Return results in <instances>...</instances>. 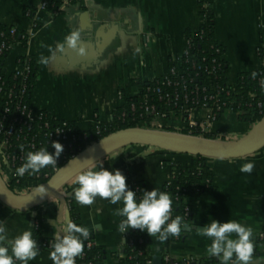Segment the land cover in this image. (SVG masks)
<instances>
[{
	"label": "crops",
	"instance_id": "crops-1",
	"mask_svg": "<svg viewBox=\"0 0 264 264\" xmlns=\"http://www.w3.org/2000/svg\"><path fill=\"white\" fill-rule=\"evenodd\" d=\"M51 1L62 8L53 13H39L44 23L27 45L35 64L32 105L59 120L72 122L80 131L89 130L97 121L111 120L126 97L141 91L143 81L164 75L169 58L179 55L185 47L183 32L195 31L202 22L197 0H81L77 4ZM35 5L36 0H0V23L26 28L29 21L24 9ZM211 9L215 14L214 37L224 49L227 83L233 84L241 73L264 66V0H212ZM73 30L81 33L80 43L85 49L82 55L66 44L63 50L56 48ZM19 53L21 50L16 49L8 55L9 67ZM41 56L48 58L46 64L40 62ZM204 114L200 112L199 118ZM162 125L171 127L168 132L176 134H181L184 128L178 117L163 120ZM250 128L248 123L238 120L237 113L225 110L211 124L210 131L223 135L224 143H231ZM205 158L213 170L214 190L187 197L192 208L191 226L202 228L212 219L236 220L252 226L253 257L264 264V245L256 246L264 230V141L255 151L241 157ZM93 159L109 171L119 169L130 189L140 182L146 190L153 187L161 190L170 176L169 166L162 161L187 164L191 155L126 144ZM249 160L255 164L252 173H242L241 165ZM2 171L0 153L1 176ZM76 175L55 195L32 208L18 209L0 200V220H4L11 238L29 225L33 230L37 219H41L44 237L55 239L59 229L70 220L71 204L79 215L78 224L89 227L94 243L105 248L102 264H119L124 234L117 231L122 218L114 215V210L122 204H110L100 197L92 205L79 204L72 196L77 187L73 184ZM3 179L7 181L4 176ZM209 243L196 229L187 232L180 242H172L170 238L160 241L153 236L148 250L173 261L185 257L198 259L209 257L205 251ZM49 263V252H39L35 264Z\"/></svg>",
	"mask_w": 264,
	"mask_h": 264
},
{
	"label": "trees",
	"instance_id": "trees-1",
	"mask_svg": "<svg viewBox=\"0 0 264 264\" xmlns=\"http://www.w3.org/2000/svg\"><path fill=\"white\" fill-rule=\"evenodd\" d=\"M81 0H69L71 4H77ZM200 6L199 14L202 18V22L199 26V31L195 32L186 29L183 32V39L187 45V54L182 58L181 65L185 68L183 75L164 74L160 77L152 79L150 81H143L141 83V91L132 97H126L124 103L118 107L112 115L111 120L105 123H100V135L95 133V129L91 127L89 130L76 131L78 135L76 144L89 145L92 141L98 140L100 137L106 136L109 133L115 132L124 128H132L140 126L138 119L136 118L141 110L130 112L128 106L130 103H135L137 106L144 100V95H147L148 102L155 105V108L159 112L166 114V118L183 116V108L198 107L193 102V98L201 100V97L206 94L216 93L217 97L225 102V106L222 107L225 110H231L237 113L238 120L240 122L248 123L250 126L254 125L262 117V113H259V109L256 104L258 101L264 103V66L259 67L252 72H245L238 75L237 80L233 84L227 83V66L223 59H218L216 49L218 48L220 53H224L223 46L219 44L214 37V24L215 14L211 9L212 0H197ZM58 3L53 7L48 6L47 9L58 7ZM29 9L30 13L34 12L33 7H26L24 10ZM44 21L40 19L38 21L37 28H39ZM0 29L2 26L0 25ZM216 58V69L213 77V89H205L201 91L202 80L197 73L201 70L191 69V65L194 63L200 66H207L210 60ZM204 59V60H203ZM1 61V58H0ZM175 65L173 57L169 58V67ZM35 64H33L32 82L34 81ZM31 81V79H30ZM169 81V84H166ZM163 83V84H162ZM184 86V91L181 87ZM197 87L199 91L195 94L194 88ZM159 88L160 91L155 90ZM177 94L178 98L173 99L169 96L167 101L165 94ZM254 94V97L250 95ZM186 95L187 99L183 96ZM162 96V97H161ZM210 104L209 101H207ZM43 115H49L50 113L44 110H40ZM125 112V116L121 114ZM150 116L143 113V118L149 120ZM68 126L73 127V123L67 121ZM164 131H171V127L163 126ZM85 133L86 139L83 140L81 135ZM181 134L190 135L195 137H202L208 140L224 141V136L219 133L210 131L200 132L198 129H189L184 127L180 130ZM162 164L168 165L170 168L169 180L162 186L161 191H168L171 193L174 199V212L173 215L184 216L188 223L191 225L192 220V208L187 203V197L191 194H201L205 191H213L212 178L213 170L208 166L206 158L202 155H191L190 162L187 164H181L172 160L162 161ZM9 188L16 192L13 182H8ZM138 191L137 196H142L145 187L140 182L134 184ZM73 196V194H72ZM186 202V204H185ZM70 220L78 224L79 215L75 211L74 207L69 204ZM41 219H37L33 228V236L37 238V246L40 251H51V245L55 239L44 237L41 228ZM79 225V224H78ZM187 231H183L179 238L169 237L173 241H183L186 237ZM92 241V245L86 247V242ZM131 241V243H129ZM151 237L146 233L138 229H129L124 235L123 245V257L120 259L119 264H146L147 259H151L153 254L148 250ZM257 245H264V230L263 236L259 237L256 241ZM106 255L105 248L103 246L94 243L93 236L90 233L88 240L84 242V250L81 256L76 258V264H102ZM37 257L30 261L29 264H35ZM175 261L181 262V259ZM49 264H53L50 260ZM162 264H165L162 262ZM167 264H172L167 262ZM188 264H219V261L215 257H201L198 259H192Z\"/></svg>",
	"mask_w": 264,
	"mask_h": 264
},
{
	"label": "clouds",
	"instance_id": "clouds-1",
	"mask_svg": "<svg viewBox=\"0 0 264 264\" xmlns=\"http://www.w3.org/2000/svg\"><path fill=\"white\" fill-rule=\"evenodd\" d=\"M81 40L80 31L73 30L64 37L63 43H57L56 48L63 50L66 44L82 55L85 49ZM40 62L46 64L48 58L41 56ZM51 147L54 149L51 153L47 147L27 152L24 162L15 169V174L24 176L27 173L32 176L45 167H55L57 158L63 152V145L52 141ZM254 167V162L249 160L241 165L240 171L251 174ZM73 184L77 185L73 191L74 199L81 205H92L97 197L106 199L110 204H122L114 210V215L122 218L117 225V231L121 234L129 229H138L150 237L165 241L169 237L179 238L183 231L191 228L184 216L173 215L174 199L171 193L153 187L143 190L142 196L138 197L128 187L126 177L119 169L109 171L94 159L75 176ZM37 192L43 195L46 188L39 186ZM199 234L210 240L205 251L217 258L219 264H260L259 258L253 257L252 226L236 220L219 222L212 219L200 228ZM89 237V227L68 220L51 245L49 259L53 264H76V258L82 255L84 242ZM39 251L31 225L10 238L4 220H0V264H29L39 255Z\"/></svg>",
	"mask_w": 264,
	"mask_h": 264
},
{
	"label": "built area",
	"instance_id": "built-area-1",
	"mask_svg": "<svg viewBox=\"0 0 264 264\" xmlns=\"http://www.w3.org/2000/svg\"><path fill=\"white\" fill-rule=\"evenodd\" d=\"M54 4L56 2L51 0H36L32 14L29 9L24 10V16L29 21L28 26L24 29L0 23L2 26V29H0V153L3 163L2 174L7 180L6 183L13 182L16 190H29L49 180L61 167L66 165L88 146L76 144L78 137L76 131L80 130L76 129L74 125L73 127L68 126L66 125L67 121L59 120L51 114L43 115L40 110L35 109L32 105L31 94L34 81L32 82L31 77L33 75L34 60L27 52V45L30 38L38 29V21L42 19L39 13H53L62 8V5H58V7L47 9L48 6L53 7ZM198 31L199 28L195 30V32ZM16 49H20L21 53L15 57L13 66L9 67L7 57ZM216 52L218 53L217 58L219 60L223 59V54L220 53L218 48ZM186 54L187 45L185 42L183 51L179 55L173 56L175 65L169 67L165 74L183 75L185 68L181 63L182 58ZM216 66V58L211 59L207 66H200L194 63L191 65V69L201 70V72L197 73L202 80L201 91H205V89L214 90L212 81ZM169 83V81H166V84ZM181 90L184 91V86L181 87ZM155 91L159 92L160 89L157 88ZM198 91L199 89L195 87L193 92L197 94ZM216 93L204 94L200 101L193 98V102L197 105L199 104V106L182 109L185 114L178 118L183 121L184 127L198 129L200 132L210 131L211 124L218 120L224 112L222 107L225 106V102L221 101ZM169 96H172L173 99L178 98V95L175 93L172 95L165 94L164 97H166L167 101H169ZM250 96L254 97V94ZM183 97L187 99L186 95ZM123 98L119 94V99L123 100ZM256 106L259 109V113L261 112L263 115L264 103L258 101ZM138 109L141 110V113L136 118H133L138 119L140 123V126L137 127L163 130L162 121L168 118H166L165 113L157 111L154 104L148 102L147 95H144V100L138 106L135 103H130L128 106L130 112H135ZM202 111L205 114L202 118H199L198 115ZM143 113L150 116V119L143 118ZM121 116L124 117L125 112ZM92 127L95 129V133L100 135V122H95ZM81 137L85 140L86 134L83 133ZM52 141H58L63 145V152L57 158V165L55 167H45L39 173L32 176H29L27 173L24 176L15 174V169L24 162L27 152L36 151L41 147H47V151L53 152L54 149L51 147ZM131 190L136 193L138 191L135 185ZM123 234L125 235V233ZM259 236L262 237L263 232ZM90 245H92V241H87L86 247ZM162 260L165 264L167 262H171L172 264H188L192 259L185 257L181 258V262H177L164 256ZM145 263L151 264V259H147Z\"/></svg>",
	"mask_w": 264,
	"mask_h": 264
},
{
	"label": "water",
	"instance_id": "water-1",
	"mask_svg": "<svg viewBox=\"0 0 264 264\" xmlns=\"http://www.w3.org/2000/svg\"><path fill=\"white\" fill-rule=\"evenodd\" d=\"M263 141L264 114L243 137L231 143L148 128H124L109 133L100 140L91 143L75 158L61 167L49 180L40 184L39 186L43 185L46 188L43 195L37 192L39 186L26 193L15 192L9 188L0 175V200L18 209L35 207L48 197L55 195L90 160L120 145L142 144L164 151L229 159L241 157L255 151ZM196 229L200 230V227L191 226L187 232ZM151 264H162V256L153 255Z\"/></svg>",
	"mask_w": 264,
	"mask_h": 264
},
{
	"label": "rangeland",
	"instance_id": "rangeland-1",
	"mask_svg": "<svg viewBox=\"0 0 264 264\" xmlns=\"http://www.w3.org/2000/svg\"><path fill=\"white\" fill-rule=\"evenodd\" d=\"M163 131V130H162Z\"/></svg>",
	"mask_w": 264,
	"mask_h": 264
}]
</instances>
